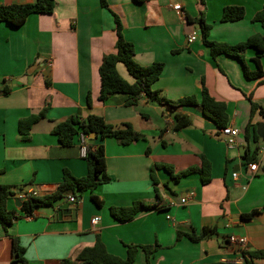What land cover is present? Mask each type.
Masks as SVG:
<instances>
[{
	"label": "crops",
	"instance_id": "crops-1",
	"mask_svg": "<svg viewBox=\"0 0 264 264\" xmlns=\"http://www.w3.org/2000/svg\"><path fill=\"white\" fill-rule=\"evenodd\" d=\"M36 1L0 0V6ZM107 2L121 20L125 40L135 47V61L144 67L165 64L153 90L171 101L188 96L199 100L204 81L209 94L227 105V127L238 130V145L228 148L221 128L202 114L200 106L171 110L143 98L137 107H128L127 97L121 94L105 103L99 100L100 66L104 56L115 53L117 47L115 19L101 0H56L52 14H32L20 27L0 22V91L10 89L9 94L0 96V185L14 192L8 208L18 216L8 232L0 224V264L13 260L11 237L20 240L29 264L74 261L98 238L110 254L122 259L127 258L128 245L158 244L150 264H243L244 252L228 242L229 236L245 237L246 253L264 251V137L259 135L264 117L259 112L251 116V102L264 108V75L247 78L237 57L219 54L214 58L195 22L204 16L211 27L209 40L237 45L264 35V24L253 22L264 0ZM176 5L182 6L184 15L174 10ZM226 7H243L245 17L222 22ZM194 32L198 39L188 43ZM239 55L250 72L257 70L254 59L259 53L255 49ZM260 63L264 72V53ZM117 70L134 82L124 64L119 63ZM44 109L46 117L28 134H21L19 122ZM176 112L190 115L192 125L175 131ZM75 115L101 116L114 126L130 124L147 139L129 145H121L114 137L95 140L105 147L110 182L83 194L77 202L76 219H56L69 196L37 209L34 218L27 219L20 203L28 196L55 192L65 169L77 178L87 174V162L81 155L86 140L78 137L72 146L64 147L53 134L58 123ZM201 156L211 163V182L204 185L199 173L177 181L158 169L157 196L151 180L153 167L166 166L178 175L200 169ZM249 164H254L253 168ZM92 195L103 204L93 202ZM137 201L158 206L141 211L126 223L111 214V208L130 207ZM254 210L260 213L253 219L241 218ZM95 218H99L97 224H93ZM205 227L216 228V234L197 243L187 236L199 234ZM253 263L264 264V258ZM135 264H147L142 249Z\"/></svg>",
	"mask_w": 264,
	"mask_h": 264
},
{
	"label": "trees",
	"instance_id": "trees-1",
	"mask_svg": "<svg viewBox=\"0 0 264 264\" xmlns=\"http://www.w3.org/2000/svg\"><path fill=\"white\" fill-rule=\"evenodd\" d=\"M142 1V0H137ZM102 7L109 10L107 0H101ZM56 7V0H37L35 3L23 5H7L0 6V22L9 23L15 27L22 26L27 18L32 14H52ZM115 19V32L117 35L116 52L104 56L99 69L101 78V90L99 100L105 103L111 96L121 94L127 97L125 103L128 107H137L139 102L146 98L150 102H157L161 106H166L171 110H177L185 107L200 106L202 114L212 120L217 127H227L229 123V115L227 113V105L223 102L216 101L206 88L204 81L202 82L201 98L198 100L196 96H188L177 101H171L165 98L160 91L153 90V85L160 79L165 64L155 62L150 66L139 65L135 57V47L132 43L125 40L123 36V26L119 17L109 10ZM245 17V9L243 7H226L223 10L222 22H236ZM190 23H194L189 20ZM253 22L264 24V7L253 18ZM195 23H198L203 37V44L207 46L211 55L216 58L219 54H226L237 57L241 60L244 66L245 75L247 78H258L264 75L260 63V57L264 53V35H255L247 39L245 42L237 45H229L222 42H214L209 40V32L211 27L206 24L204 16H201ZM255 49L259 55L254 59L257 70L250 72L245 65L244 60L239 55L247 49ZM122 63L127 68L130 76L134 79L133 83L128 82L121 77L117 70V65ZM10 89L5 88L0 91V96L9 94ZM87 104L92 106L91 94H88ZM259 112L264 117V108L260 105L251 102V116ZM47 109H44L37 115H33L19 122V132L26 135L31 130L32 126L46 117ZM144 116V114H142ZM192 118L188 114L176 112L174 114L173 129L179 131L188 128L192 125ZM250 124L246 128V137H249ZM53 134L59 138V142L64 147H70L78 137H82L89 141L90 135L95 134V140H104L108 137H114L121 145H129L141 139H147L146 135L137 132L132 125L122 124L114 126L108 124L101 116L89 115L83 118L79 115L72 116L65 121L58 123ZM255 138H258L255 135ZM150 151L148 152V154ZM87 162V174L84 177L77 178L69 170L65 169L62 182L52 194L45 196H28L23 202L21 211L27 216L34 218V213L37 209L46 206H52L56 202L72 195L76 198V203L81 199L86 192H94L99 186L110 182V177L107 175V164L105 147L103 144L87 143V155L84 157ZM202 165L200 169H189L178 175H174L172 169L162 165H156L151 169V180L157 196L159 179L156 176V170L164 169L170 173L175 180H180L183 177L193 173H199L201 181L204 185L211 182V163L201 156ZM14 195L11 187L0 185V224L8 232V229L18 219L15 211L9 210L8 200ZM92 200L97 205H102V201L92 195ZM158 205H146L142 201L135 202L132 206L126 208H111V214L121 223L132 221L141 211L152 210ZM260 213V210H254L249 214H243L241 218L245 221L253 219ZM179 234H183L179 232ZM216 234V228L205 227L199 234L192 233L187 236L193 242H200L203 239L210 238ZM180 237V236H179ZM13 260L10 264H29L25 258L26 249L21 245V242L16 237H11ZM160 248L158 244L149 246H127V258L122 259L110 254L101 242L97 239L93 247L83 249L78 257L72 261L69 259L62 260V264H135L137 252L142 249L146 255L147 264H150L152 255ZM243 264H254V259L264 258V251L252 253H243ZM219 264H236V263H219Z\"/></svg>",
	"mask_w": 264,
	"mask_h": 264
},
{
	"label": "built area",
	"instance_id": "built-area-1",
	"mask_svg": "<svg viewBox=\"0 0 264 264\" xmlns=\"http://www.w3.org/2000/svg\"><path fill=\"white\" fill-rule=\"evenodd\" d=\"M174 10L179 14V15H184L183 10H182V6L180 5H176L173 7ZM198 39V32H194L192 33L189 37H188V43H193ZM51 66V64H50ZM221 132L223 135H225L226 137V143L229 149L235 148L238 145V141H237V136L239 134L238 130L236 129H231L229 127H224L221 129ZM87 143L88 141H83V145L81 147V155L82 157H85L87 155ZM254 164H249L248 167L249 168H253ZM239 177V174L237 172H235L233 174V178L235 180H237ZM70 203H76V198L74 196H69L68 198ZM187 202V198L182 199V203L186 204ZM25 218L27 219H32V216H25ZM99 221V218H95L93 220V224H97V222ZM231 223L227 222L226 227H230ZM228 242L231 245H234L237 249H239L242 252H245L247 250V239L245 237H241V236H235V235H231L228 237Z\"/></svg>",
	"mask_w": 264,
	"mask_h": 264
},
{
	"label": "water",
	"instance_id": "water-1",
	"mask_svg": "<svg viewBox=\"0 0 264 264\" xmlns=\"http://www.w3.org/2000/svg\"><path fill=\"white\" fill-rule=\"evenodd\" d=\"M259 135L261 137H264V126H262V132H261V127L259 126ZM95 134L90 135L89 138V143L94 144L95 142ZM19 197V196H18ZM22 206V203H20V207ZM76 208H77V203H66L61 207V212L58 213L56 219H61L63 216H68L69 219H76Z\"/></svg>",
	"mask_w": 264,
	"mask_h": 264
},
{
	"label": "rangeland",
	"instance_id": "rangeland-1",
	"mask_svg": "<svg viewBox=\"0 0 264 264\" xmlns=\"http://www.w3.org/2000/svg\"><path fill=\"white\" fill-rule=\"evenodd\" d=\"M154 102V101H153ZM154 103H156V102H154ZM158 104V103H157ZM159 105V104H158ZM161 106V105H160ZM159 115L161 116V111H160V113H159Z\"/></svg>",
	"mask_w": 264,
	"mask_h": 264
}]
</instances>
